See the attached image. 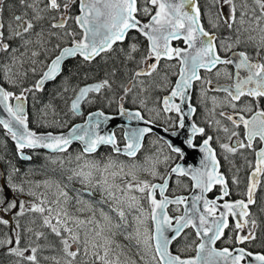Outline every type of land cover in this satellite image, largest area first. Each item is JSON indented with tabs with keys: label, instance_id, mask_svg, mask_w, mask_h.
<instances>
[{
	"label": "snow or ice",
	"instance_id": "snow-or-ice-1",
	"mask_svg": "<svg viewBox=\"0 0 264 264\" xmlns=\"http://www.w3.org/2000/svg\"><path fill=\"white\" fill-rule=\"evenodd\" d=\"M262 185L264 0H0V264H264Z\"/></svg>",
	"mask_w": 264,
	"mask_h": 264
},
{
	"label": "flooded vegetation",
	"instance_id": "flooded-vegetation-1",
	"mask_svg": "<svg viewBox=\"0 0 264 264\" xmlns=\"http://www.w3.org/2000/svg\"><path fill=\"white\" fill-rule=\"evenodd\" d=\"M125 43H127V41L125 42ZM173 79H175V77H173ZM214 83H216V81L214 80ZM219 83H221V84H224V83H228V81H226V80H224V79H221L220 81H219ZM53 84H49L48 85V88L50 87V86H52ZM209 95H216V96H223V94L222 93H212V92H210L209 93ZM193 101L195 102L196 101V95L194 94V96H193ZM98 105H95L94 107H97ZM129 107H130V105H129ZM209 107H211V103H209ZM197 109H198V111H197V114H196V116L194 117V119L197 121V123H201V124H203V117H204V109H203V106L202 105H199V104H197ZM88 109H87V107L85 106V108H84V111H85V116L89 113V112H92V111H87ZM217 111H219V109H217ZM79 119V118H78ZM81 119V118H80ZM82 121H84L83 119L82 120H80L79 122H82ZM67 130V129H66ZM199 142V141H198ZM74 148L75 147H78V145H74L73 146ZM101 151H103V150H101ZM200 157H201V154H195V156L193 157L194 158V160H196V161H199L200 160ZM249 159H253V157L251 156V155H249V157H248ZM178 163H181V164H184L185 166H193V167H198L199 166V163H190L189 164V162H186L185 160H178L177 161ZM234 162H235V164L237 165V166H241V165H243L244 164V161H243V159L239 156V154H237V156L234 158ZM222 163H224V168L222 169V171H227V169L229 168V165L227 164V162H223L222 161ZM235 169H233V171H234ZM229 175H230V173H229ZM246 175H247V169H246V167L245 168H241V171H240V176L242 177V178H246ZM182 179H185V181L187 182V178H182ZM263 186L264 185H262L261 186V190H259L258 191V193H257V195H258V197H259V193L261 192H264V188H263ZM218 187L219 186H217V188L216 189H214L213 190V192L212 193H209V197L211 198V197H213L214 195H216L217 194V190H218ZM241 188H243V184L241 185ZM175 190V194H177V195H190L191 194V192H189V191H186V190H184L182 187H177L175 184H172L171 186H170V191H172V190ZM260 193V194H261ZM237 198H239V196L236 194V190H235V188H233V195H232V197H231V199H237ZM175 206H169V214L170 215H179V214H181V213H178V212H173L172 211V208H174ZM181 211H182V209H181ZM230 222H231V218H230ZM189 231H191V230H189ZM226 235H230V233H228L227 231H226ZM226 246H229V245H227L226 243H224L223 241H218L217 242V244H216V247L217 248H221V247H226ZM257 250H260L259 248H257V249H254V251H257ZM186 255H195V253L194 252H188V253H186Z\"/></svg>",
	"mask_w": 264,
	"mask_h": 264
},
{
	"label": "rangeland",
	"instance_id": "rangeland-1",
	"mask_svg": "<svg viewBox=\"0 0 264 264\" xmlns=\"http://www.w3.org/2000/svg\"><path fill=\"white\" fill-rule=\"evenodd\" d=\"M54 90V85L50 86L49 88H47L46 92L43 94L44 95V102H47V99H48V94L49 92L53 91ZM57 103L61 104V106H63V102L62 101H57ZM95 105H99V104H91V105H86L87 107V111H90L92 108H94ZM107 109V108H105ZM78 118H73L71 121H70V124H76ZM66 130V129H64ZM9 145L11 146V141H9ZM264 188V186H263ZM261 193V192H260ZM259 193V197L260 196H264V192H262L261 194Z\"/></svg>",
	"mask_w": 264,
	"mask_h": 264
},
{
	"label": "water",
	"instance_id": "water-1",
	"mask_svg": "<svg viewBox=\"0 0 264 264\" xmlns=\"http://www.w3.org/2000/svg\"><path fill=\"white\" fill-rule=\"evenodd\" d=\"M84 121H82V122H77L76 124H80V123H83ZM121 123V121L118 119V120H116V121H114L113 122V124H114V127H113V130H115V126H118L119 124ZM65 131H67V130H65ZM74 145H77V144H74ZM73 145V146H74ZM195 154H198V152H192V153H190L189 154V156L187 157V159L185 160L186 162H189V164L190 163H199V161H196V160H194V156H195ZM191 195V194H190ZM189 195V196H190Z\"/></svg>",
	"mask_w": 264,
	"mask_h": 264
},
{
	"label": "trees",
	"instance_id": "trees-1",
	"mask_svg": "<svg viewBox=\"0 0 264 264\" xmlns=\"http://www.w3.org/2000/svg\"><path fill=\"white\" fill-rule=\"evenodd\" d=\"M141 39H143V38H141ZM146 43V42H145ZM44 96V95H43ZM101 107V105L99 104L97 107H94V108H92L90 111H93V110H97V109H99ZM106 112L107 111H109V109H104ZM80 120H82V119H77V121H80ZM63 131H64V129H63ZM103 151H107V149L106 148H103L102 149ZM261 250V249H260ZM260 250H257V251H260Z\"/></svg>",
	"mask_w": 264,
	"mask_h": 264
}]
</instances>
